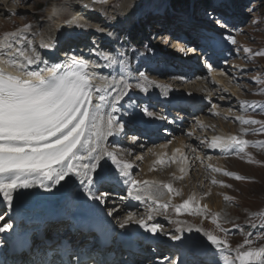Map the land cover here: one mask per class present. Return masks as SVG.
<instances>
[{
	"label": "rangeland",
	"instance_id": "rangeland-1",
	"mask_svg": "<svg viewBox=\"0 0 264 264\" xmlns=\"http://www.w3.org/2000/svg\"><path fill=\"white\" fill-rule=\"evenodd\" d=\"M100 3L95 0L92 2V7L98 8L95 10L97 14L92 15L89 21L100 20L101 13L110 16L114 21L121 20L122 24L119 25L121 27H114L117 32L113 31L119 38L118 48L116 47L117 50L113 55L125 60L130 76L135 77V73L140 74L144 81L147 79L149 86L147 88L140 86V90H137L139 86L133 85L132 81L128 83L132 87L125 97L135 100L134 118L137 120L126 121L124 124L128 126V123H132L130 125L135 127L134 124L139 123L144 115H147L142 111L145 107L152 114L147 116L159 117V114L165 111H163L164 106L156 98L159 92L168 88L171 95L190 96L193 93L189 90H192L194 81L201 83V89L197 93L203 98L201 104L203 110L197 112L198 115L204 112L206 116L203 122L207 123L203 125L202 122L198 125L197 119L183 118L184 122L177 128V124L173 121L164 122L162 125L164 126L162 131L165 127H169L171 134L163 136L161 133L158 138L160 143L164 144L168 141L170 143L177 137H182L186 140V144L192 146V151H189L194 156V161L188 159V164L191 166L187 179L183 174H173L174 166L171 165L169 157H164L162 162L156 161L157 164L154 161L152 169L158 175L153 177L157 181L144 175L145 172L143 174L141 170L143 166V164L141 166V158L137 157L139 153L130 148L133 147L130 146V142L138 144L140 150L145 151L148 147L147 139L142 137L146 139L142 140L144 141L142 143L139 142L141 141L139 138V140L133 139L136 134L132 129L127 131L126 139L129 142L127 145L122 144L123 147L117 144V139L105 140L102 149L113 155L105 156L100 161L102 172L107 177L104 189L101 190L107 192L115 171L122 173L123 165L131 164V179H138L137 181L140 182L137 188L148 190L155 197V199L148 197L144 204L131 212L140 220H152L154 216L157 230L162 235L172 238V235L183 232L190 233L194 230L195 233L199 232L196 233V244L200 246L199 249L202 248L203 259L210 260L212 264L217 262L228 264L234 261L237 250L247 251L249 248L264 247V131L259 130L264 127V0H109L103 2L101 6ZM52 7L58 10L62 20L69 17L73 11L70 9V4L62 0H0V9L4 11V13L0 11V36L17 33L20 39L27 40L30 37L28 43L30 41L36 45L39 39L52 29L51 20L55 19H51L48 14V10ZM58 14H55V17H58ZM222 14L226 17L227 23V27L223 29L217 25V19ZM77 24L82 25V23ZM100 27L102 29V25ZM131 34L140 36V45L133 43L129 37ZM179 36L182 37L183 45L177 50L172 44L173 39ZM74 39H79V36ZM220 39L224 42L223 46L214 50L211 42L217 43ZM194 42L202 46L197 56L185 50ZM192 49L196 52L195 48ZM182 54L187 57L186 59L193 58L195 61L199 57L197 67L190 69L191 71L189 67L181 68L180 63L173 58L175 59L174 55L178 57ZM160 65L161 69H158ZM151 76L155 77L154 80ZM178 76L181 78H177ZM185 79L188 80L186 83L189 89L182 86ZM144 96L150 104L144 101ZM242 102L247 103L242 106ZM253 102H256V106ZM121 107L118 102L114 112L119 121L114 129L118 130L122 125L119 111ZM112 110L111 107L109 112ZM190 115L193 117L195 113ZM251 120L260 123L244 122ZM192 126L194 132L190 131ZM209 134H215L223 141L236 136L248 143L242 146L232 144L229 146L232 151L211 156L212 153L204 150ZM113 143L119 145L116 150L113 148ZM151 152L149 149L148 154L152 158ZM189 157H192L191 154ZM207 157H217L216 160L225 161L221 163V167L217 164L208 165V160L211 158ZM155 166L159 168L158 171ZM194 177H197V180ZM165 184H170L173 191L170 192L165 188ZM108 193L113 195L111 191ZM110 195L105 207L108 209L107 207L112 206L114 202L117 206L120 205L122 215L119 222H123L130 210L125 208L124 204H120L116 197ZM164 195L167 197L165 198ZM185 200H189V205L182 207ZM207 200L208 202L212 200L211 207L206 206ZM165 204H167L166 208ZM178 206H181L179 211H177ZM2 212L3 209L0 208V217ZM205 233L224 241L227 247L207 250L212 244ZM245 239H249L252 243L244 245ZM150 249L154 251L155 247L150 245ZM236 264L239 262L236 261Z\"/></svg>",
	"mask_w": 264,
	"mask_h": 264
},
{
	"label": "bare ground",
	"instance_id": "bare-ground-1",
	"mask_svg": "<svg viewBox=\"0 0 264 264\" xmlns=\"http://www.w3.org/2000/svg\"><path fill=\"white\" fill-rule=\"evenodd\" d=\"M62 1H64V3L66 2L67 4H70V7L73 9V12H71V14H70V18L66 17V19L69 18V20L68 21H66V19L62 20L60 18V15L58 14V10L56 8L52 7L51 10H48V14L51 17V19L52 18L55 19V20H53V19L51 20L52 21L51 22L52 29H49L50 32L49 33L47 32V35H45L43 38L39 39V41L36 43V45L34 43L32 44V42H30V41L28 43V39L30 37L27 40L24 38L20 39V36H17V33L16 34H5V35L0 36V39H5V36L7 35L8 42L13 45L12 49H0V59L5 60V61H9V63L0 64V68H3L7 72L16 73L17 69L13 66V63H18V64H21L23 66V68L21 70L26 69L28 71H31V70L40 71V69H45V71L42 74L47 75L46 67H51L53 64L63 63L64 61L71 62V60H73V59H75L77 62H79L81 60L85 61L87 64V68H86L87 71L86 72L89 74V79L91 80V82L94 85L101 86V87H105V85H107V87H105V90L99 93V95H105V97H106V102H104L102 104V107H101V114L103 115V122H104V125L106 126V121H107V115L106 114L111 109L110 102L114 99L115 94H116V91H113V89L120 90L122 83H125V82L130 83L132 81L131 83L132 84L134 83L133 85H136V87L139 86L136 89L140 90L139 88H141V87L147 88L148 81H146L147 80L146 78H145L146 80L144 81L143 77H141L140 74L136 75V73H135V77H134V75L130 76L129 75L130 70L128 69V66L125 64V60H122V58H120L118 55L117 56L113 55L114 54L113 47L114 46L117 47V42L119 41V38L116 37L115 32H117V30L115 28L121 27V26H119L120 24H122L120 22L121 20L112 21L110 25H108V21H107V24H106V26L104 25L105 26L104 27L100 23V22L103 23V21H101V20H95V21L93 20V22L89 21V19H92V18H90V14H92L91 12L95 11L94 8L92 7V2H94V0H79V1L62 0ZM95 1L98 2L100 0H95ZM108 1L109 0H104V2H108ZM81 4L82 5L84 4V7H86V9H87V11L83 12V14L79 10V6ZM0 11H1V13H4L3 10L0 9ZM88 12H90V13H88ZM55 14H58L59 16L55 17ZM87 22L89 24H87ZM77 23H79V24L82 23V25H78ZM101 25H102V29L100 27ZM109 26L112 30L107 28ZM103 28H106V29H103ZM80 29H82V30L77 32V30H80ZM98 29H99V32H97ZM84 30H88L89 32L88 31L85 32ZM113 31H115V32L113 33ZM172 32H173V30H172ZM25 33H27V32H25ZM78 33L81 35V40L79 42H77L75 45V41L77 39H74V38L77 36ZM171 34H173V33H171ZM174 34L177 35V33H175V32H174ZM93 37H94V39H93ZM218 38H219V36H218ZM220 38H221V36H220ZM17 39L20 40L19 45H17L15 42ZM89 39H92V40L89 41ZM59 40H60V42H59ZM186 42H188V41H186ZM190 42H192V41H189V43ZM194 43L189 44L186 47L187 49H185V50H186V52L189 51V53H193V55L197 56V54L199 53L200 48L202 46L199 43H196V42H194ZM211 43L213 44L214 50H218L223 46L224 42L220 39L217 43H215V42H211ZM111 45H113V47ZM172 45H173V48L179 50L178 48H180V46L183 45L182 37L179 36L177 39L176 38L173 39ZM196 46H199V47L197 48ZM17 47H19L21 49V51H23L25 53V55L28 56L29 58H31L33 56V53H35L41 59L38 60L34 64H27V61L24 59V57L20 56L19 53L14 51V49ZM192 47L196 49L195 50L196 52L192 51L193 50ZM9 51H11L13 53L12 57H9V55H8ZM58 51H60V53ZM164 53H166V52L164 51ZM174 57H175V59L173 58V60L178 61L181 65L180 67L183 69H186L189 67L188 68L189 70L190 69L193 70L197 67L196 63L198 62L197 60L199 57L196 58V61L193 58L186 59L187 57H184L183 54H182V56H178V57L176 55H174ZM120 60H122V61H120ZM172 67H170V68H172ZM158 69H161V65L158 66ZM132 78H137V79L132 80ZM151 78L153 79L155 77L151 76ZM177 78H181V76H178ZM186 81H188V80L185 79V83H182L183 84L182 86H184V88L189 89L190 87H187ZM192 84H193L192 85L193 87L191 88L192 90H189V91L192 92L193 94H190V96H177L176 94L171 95L168 88L164 89L163 92L161 91V93L159 92V94H158L159 96H157L156 98L164 106L163 107V111L165 110L164 113L162 112L161 114H159V117H157V118L156 117L153 118V117L144 115V117L139 121V123L134 124L135 127L130 125L132 123H128L127 124L128 126H126V124H124L126 121L137 120L134 118V113L136 112V110H135L136 109V103L134 102L135 100L133 98L124 97L121 101H119L120 104L122 105V107H121L122 109L119 110L120 116L122 119V125L120 126V130L113 128V132L111 135L105 134L104 137L99 141L100 147L102 148V146L105 145V143H106L105 140L108 141L111 139H117L118 140L117 144H121V146H122V144L127 145L129 141H128V139H126V133L129 129H132L135 131V134H136L133 138L141 139V141H139L141 143L144 142L142 140L147 139L149 141V142L147 141L148 147L146 146L147 148L145 151H142L143 149L140 150V147L138 144H136V143L133 144L132 142H130V146L133 145V147H130V148L133 151H135L136 153L137 152L139 153L137 155V157L140 156L139 158H141L140 159V161H142L141 166L143 164L141 170H142L143 174L145 172L144 175H146L147 177H151V179L152 178L156 179L153 176H156L158 174L154 169H152V166L154 165V161L155 162L156 161L162 162L164 157H166V158L169 157V159L171 158V160H170L171 165L174 166L173 174L174 175L183 174L184 178L187 179L188 178L187 175H188V172H189V169L191 166L188 164V161H189L188 159H191V161L192 160L194 161V156L191 153V151H192L191 144H186V140L182 139V137H177L174 141H171L170 143L168 141L169 144L167 142L164 144L160 143L161 141H158V138H159V135L161 133H163V136H164V134H171L170 133L171 129L169 127H165L162 131V128L164 127L162 125L164 124V122L169 123V122L173 121L174 123L181 124V119L185 118V119H190V120L197 119V120H199V121H197L198 125H201L203 120H205L204 117L206 115L204 116V112L202 114H199V115H198V112H196L193 117L190 115L193 113V111L190 113V109H189L190 107H192L191 108L192 110H197L199 108H201L203 110V108L201 106V104L203 102V100H202L203 98L200 97L197 93L201 89V83L194 81V83H192ZM133 92H132V94H133ZM93 95H94V99H96L97 94L95 91H94ZM132 97H134V95ZM144 101L146 103L150 104L149 103L150 101H148L146 96H144ZM184 113H187V114L184 115ZM176 117L178 119H176ZM176 120H178V121H176ZM199 122H200V124H199ZM205 124H207V123L203 122V125H205ZM159 126L162 127L161 130H160ZM177 127H178V125L176 126V128ZM157 129H158V132H156ZM193 129H194V126H192V128H190V131L194 132L195 130H193ZM196 133H198V132H196ZM139 134H143L146 137V139L141 138ZM209 135H210L208 137L209 141L207 140V145L204 146V150H205V152L212 153L211 156H214L216 153L223 155L227 151L233 150L230 147L229 148H221V147L212 146L214 143L218 142V141H215V138H217L218 136L215 134H209ZM225 140H227V139H225ZM113 144H114L113 148L116 150L119 147V145H117L116 143H113ZM168 148H170L169 151H168ZM149 149H150V151H152L151 152L153 154L152 158L148 154ZM189 150H191V151H189ZM188 152H190V153H188ZM190 154L192 157H189ZM78 155H86V150H81V152H79ZM131 157H133V156H131ZM135 158H136V155H135ZM135 158H133V159H135ZM207 158H211V157H207ZM215 158H217V157H215ZM215 158L209 159L208 165L211 164L214 166L215 164H217L219 167H221L222 166L221 163H223L225 160H222V159L216 160ZM127 159H128V157H127ZM200 161H202V160H200ZM86 162H87V160L82 161V163H86ZM157 163L158 162H156V164ZM137 164H140V163H137ZM201 166H203V164ZM155 167L157 168V166H155ZM158 169L159 168H157V171H158ZM124 171L127 172L126 177L124 175H122L120 172L115 171V173L112 175L113 178H111L113 180L111 182H109L110 184L107 187L109 190L107 191V189L105 188L107 192H104L105 190H101L104 187V183L106 181L103 182L102 187H97L98 189L93 190L94 188H91L93 186L88 183L87 178L84 177L83 175L66 177L59 184H53L51 182L46 181L45 187H41L39 181L34 180V181H32L30 187L18 189L17 193H14L13 200L11 203L5 202L2 194H0V208H2L3 210L6 209L9 212L13 211L12 213L16 214L17 217H15L14 225H16L15 228H16V230H18V232H21L23 229H26V228H27V230H30V228L35 229V225H38V222H42L46 218L49 219L52 215H57L59 213H61L63 215L64 214H66V215L71 214V216L74 217V223L80 224L79 218L76 217L74 210L76 208H78V209H80V212H81V211H83V209H86L87 206L90 204L96 205L97 207L102 208L107 204V202H109L108 195H110V194L108 192L110 190H114L115 192H113V193H116V194H113V195L111 194L110 196L116 197L118 194L122 195V194L126 193V196L130 197V199L128 201H126V203L128 205L124 206L125 208H127L130 211H128V213L125 215L126 218H124V220H122L123 222H119V219H121L120 217L122 215V214H120V212L122 211V207H120V205H119V206H117L118 207L117 208L116 207L117 204L114 202V204L112 206L107 207L110 210L109 212H112L111 219L113 221H115L116 223L122 224L123 226H121V227L124 229H127L128 231H129V229H132L131 227L137 226L134 229L135 232L131 234L132 236L133 235L134 236H140V234H142V233L149 234L150 236H155L156 232H153L150 230L153 225L157 226L155 223V220H154L155 217L153 216L152 218H154V219H152V220H140V218L139 219L135 218V216H136L135 213L131 212V210H133V209L135 210L136 207L140 206V204H136L135 201L137 199L128 195V188L130 187V181L132 180L131 179L132 173L130 172L131 169H127V170L123 169L122 172H124ZM204 173L206 174V171ZM189 175H190V173H189ZM198 175H200V174H198ZM201 177L202 176H200V178ZM195 179L197 180V177ZM156 181H157V179H156ZM126 184H127V186L125 187ZM89 189H91V191H89ZM102 193H103V197L101 199H94L93 198V195L101 196ZM136 193L141 196L142 204L145 203L146 199H148L149 196H152L148 190L146 191L142 188H137ZM167 196H168V194H167ZM167 196L164 195L165 198ZM118 199H121V198H118ZM211 202H212V200H211ZM211 202L210 201L208 202V200H207V202H205L206 206L211 207ZM12 213H10V214H12ZM50 213H52V214H50ZM105 214H108V210H107V212L105 211ZM97 216H99V219H105L106 218L104 215H100V214H98ZM19 220H23L22 225H19V223H18ZM141 221L143 223H141ZM7 222H8L7 219H5V221L3 223L7 224ZM3 223H1L0 225H2ZM58 224H60V223H58ZM51 225L53 226L55 224H51ZM196 233H197V231H196ZM196 233H195V230L191 231L190 233L183 232L177 236V237H179V240L175 239L177 244L179 246H181V248H179L178 250L181 251V253L186 257V259H188V257L192 256V255L189 252L187 254H185L184 253V251H185L184 247H189V245L192 242H195V243L197 242V241H195V239H197ZM145 250L147 252L148 248H146ZM182 250H184V251H182ZM173 252H175L174 256L178 255L177 250H175ZM148 254H149V256L152 257V262L154 264L160 263L159 261H157L156 258L154 259V257H153L154 255L152 253H148ZM143 256L144 255H142V254L138 255V257L128 256V257H126L125 262L127 261L129 264H140V260H142L141 257H143ZM197 256L195 258L196 262L199 261V258H198L199 256L198 257ZM193 259H194L193 257H192V259H189L190 262L188 264H193ZM145 261H147L146 263L149 264L148 259ZM145 261H144V263H145ZM249 264H252V262H249Z\"/></svg>",
	"mask_w": 264,
	"mask_h": 264
},
{
	"label": "snow or ice",
	"instance_id": "snow-or-ice-1",
	"mask_svg": "<svg viewBox=\"0 0 264 264\" xmlns=\"http://www.w3.org/2000/svg\"><path fill=\"white\" fill-rule=\"evenodd\" d=\"M100 2L103 3L104 0ZM217 25L221 29L227 27L223 14L217 19ZM15 42L17 45L20 44L19 39ZM12 48L13 45L8 42L7 35L5 39H0V49ZM14 51L24 57L27 64H34L41 59L35 53L29 58L19 47ZM8 55L12 57L13 53L9 51ZM6 63L9 61L0 59V64ZM13 66L17 69L16 73L0 68V194L4 201L11 203L14 193L20 188L30 187L34 180H38L40 186L45 187L46 181L59 184L66 177L83 175L93 187H102L107 177L102 172L100 161L105 156L113 154L102 149L99 141L105 134L111 135L114 126L119 124L114 115L115 106L128 95L132 85L125 82L122 83L120 90L113 89L116 91L114 99L110 102L113 110L107 112L105 126L101 107L106 102V97L99 93L104 91L107 85L101 87L91 82L89 74L85 71L87 68L85 61L77 62L73 59L70 66L62 63L53 64L46 67L47 75L42 74L45 69L28 71L21 70L23 68L21 64L13 63ZM94 91L97 94L96 99ZM246 103L242 102V106ZM253 105L256 106V102H253ZM142 111L152 115L147 111V107ZM244 122L260 123L256 120ZM259 130L264 131V127ZM215 141L218 142L212 146L221 148L248 143L236 136L229 137L226 142L219 137L215 138ZM81 150H86V155H78ZM85 160L87 162L82 163ZM131 167V164L123 165L125 170ZM121 174L127 176L126 171ZM139 183L133 179L128 188V195L137 200L141 199L136 193ZM164 187L170 192L173 191L170 184H165ZM102 197L103 193L101 196L93 195L94 199ZM149 198L155 199L154 196ZM188 205L189 200L183 201L182 207ZM164 207L166 208L167 204ZM179 207L181 206L177 207V211ZM150 230L155 232L157 226L153 225ZM205 235L217 249L227 247L226 243L216 236L208 233ZM251 243L249 239L244 241V245ZM199 247L195 242L189 245L194 258L193 264H196L195 258ZM236 261L239 264L249 262L264 264V247L249 248L247 251L237 250L234 261L228 264H236Z\"/></svg>",
	"mask_w": 264,
	"mask_h": 264
},
{
	"label": "trees",
	"instance_id": "trees-1",
	"mask_svg": "<svg viewBox=\"0 0 264 264\" xmlns=\"http://www.w3.org/2000/svg\"><path fill=\"white\" fill-rule=\"evenodd\" d=\"M129 37L133 41L134 44L135 43H136V45L140 44V41H141L140 36H138V35L137 36H135V35L132 36V34H131Z\"/></svg>",
	"mask_w": 264,
	"mask_h": 264
}]
</instances>
